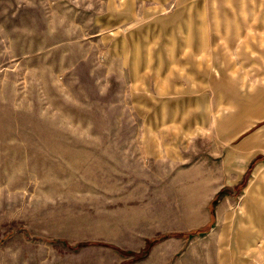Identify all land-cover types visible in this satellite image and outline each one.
I'll return each instance as SVG.
<instances>
[{"label": "rangeland", "instance_id": "1", "mask_svg": "<svg viewBox=\"0 0 264 264\" xmlns=\"http://www.w3.org/2000/svg\"><path fill=\"white\" fill-rule=\"evenodd\" d=\"M259 131L264 0H0V264H264Z\"/></svg>", "mask_w": 264, "mask_h": 264}, {"label": "crops", "instance_id": "2", "mask_svg": "<svg viewBox=\"0 0 264 264\" xmlns=\"http://www.w3.org/2000/svg\"><path fill=\"white\" fill-rule=\"evenodd\" d=\"M243 128H244V124L243 125L240 124L238 127H235V129L237 130L243 129ZM262 138H264V131H259V133L255 134L254 136L247 138L239 147L240 149L239 151L241 152L240 154L241 155L249 154L251 151L255 149L254 146L257 143V141L259 142L260 139ZM263 167L264 166H260L257 169L258 180L257 182H255L253 188L249 192V195L255 196L253 199L254 201H256V203L254 202L253 207H250V208H253V209L255 208V213L257 212L256 216H258V218H260L264 214V185H263L264 168ZM258 194L262 195V198L258 197Z\"/></svg>", "mask_w": 264, "mask_h": 264}, {"label": "trees", "instance_id": "3", "mask_svg": "<svg viewBox=\"0 0 264 264\" xmlns=\"http://www.w3.org/2000/svg\"><path fill=\"white\" fill-rule=\"evenodd\" d=\"M214 204V203H213Z\"/></svg>", "mask_w": 264, "mask_h": 264}]
</instances>
